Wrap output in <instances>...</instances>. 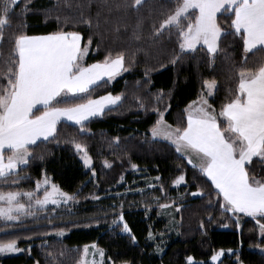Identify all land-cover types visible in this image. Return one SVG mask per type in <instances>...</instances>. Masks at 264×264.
<instances>
[{
    "label": "trees",
    "instance_id": "1",
    "mask_svg": "<svg viewBox=\"0 0 264 264\" xmlns=\"http://www.w3.org/2000/svg\"><path fill=\"white\" fill-rule=\"evenodd\" d=\"M131 2L107 0L105 5L104 0H93L89 8L77 7L86 5L87 0H67V3L66 0H19L9 17L11 27L5 30L4 40L0 42V53L5 58L14 33L25 31L28 35H43L62 29L79 31L82 44H87L88 37H92L91 51L85 57L87 64L103 61L109 53L113 58L123 53L128 70L91 94L92 98L109 92L114 96L121 95L118 107L90 119L86 123L88 131L83 135L79 134V126L61 121L55 139L32 147V161L19 170V175L26 178L19 179L18 187L12 184L17 177H9L7 182L0 180V190L31 189L42 174H46L62 191L76 194L75 199L80 204L78 212L92 211L107 201L103 197L97 201L92 198L119 190L122 187L120 180L129 183L137 177L132 167L136 165L142 173L140 176L160 178L157 187L146 195L147 199L123 210L124 222L135 235L136 242L121 232L122 224L120 227L107 226L110 215L96 221H60L56 218L68 214L61 211L51 214L45 209L44 214L20 222L0 221V228L6 229L0 232V242L14 239L21 249L19 254L0 258V264H77L82 246L90 242L103 249L106 260L113 263L187 264L186 257L192 256L198 261L196 264H211L209 258L213 253L232 249L233 253L224 254L218 264H236L237 257L243 264H264V255L252 249L257 244H264L257 234L255 221L243 214L233 216L222 211L218 203L222 198L216 195L211 181L188 164L170 142L153 140L150 134L157 119V108L163 110L170 105L165 119L173 127L186 123L184 109L201 93L205 79L217 82L209 102L218 113L231 90L235 89L241 67L242 42L233 36L225 37L214 67H209L206 50L197 51L173 65L170 60L177 48L175 36L169 39V33L165 32L154 38L152 33L154 26L159 27L160 22L174 11L177 0H145L138 11L130 8L125 11L123 5ZM25 3L28 4L26 13L22 12ZM117 4L122 6L119 11L115 7ZM81 12L84 18L91 19V28L79 22ZM65 18H68L67 22ZM218 22L226 29L230 24L223 16ZM117 25L119 32L114 30ZM136 35L140 36L139 40L135 39ZM261 62H264V52L254 51L248 55L245 66L254 68ZM0 83L6 85L8 82L0 77ZM161 91L164 94L162 102L157 99ZM116 138H119L118 142ZM73 140L81 143L91 157L90 171L78 158ZM251 171L264 176L259 163H254ZM179 175H184L185 184L173 189V181ZM193 192L199 195H191ZM178 193H183L184 200L176 214V225L170 227L151 199L159 197L170 201L176 199ZM95 222L99 223L98 227L91 226ZM59 229L72 231L62 239L49 236ZM149 231L164 233V237L148 240ZM157 244L164 247L161 256L154 251Z\"/></svg>",
    "mask_w": 264,
    "mask_h": 264
},
{
    "label": "snow or ice",
    "instance_id": "2",
    "mask_svg": "<svg viewBox=\"0 0 264 264\" xmlns=\"http://www.w3.org/2000/svg\"><path fill=\"white\" fill-rule=\"evenodd\" d=\"M18 2L0 0V42L4 40L5 30L11 27L9 17ZM92 2L87 0L86 5L77 7L90 8ZM104 2L107 5V0ZM144 2L132 0L130 5L123 7L125 11L129 8L138 11ZM115 7L119 11L122 6L117 4ZM27 8L25 3L22 12L26 13ZM108 11H112L111 6ZM99 15L97 12V17ZM80 16L79 22L91 28V19L84 18L83 12ZM221 16L230 20L227 29L218 22ZM139 27L138 20L137 29ZM114 30L119 32V25ZM165 32L169 33V39L173 35L176 38L177 48L170 60L173 65L186 56L206 50L209 67H214L225 37L233 36L242 42L241 67L235 89L231 90L218 113L209 102L217 82L205 79L201 93L184 109L186 123L176 127L169 124L165 119L168 105L163 110L155 109L157 119L150 131L153 140L170 142L188 164L211 181L216 195L222 198L218 200L222 211L233 216L242 213L255 220L260 239L264 241V176L251 171V166L259 163L264 172V62L254 68L245 66L250 53L264 52V0H177L174 11L160 22L159 27L154 26L152 35L159 38ZM135 39L139 40L140 36L136 35ZM10 43L7 57L0 53V77L8 82L6 85L0 83V180L7 182L9 177H17L12 184L18 187L19 179L26 178L19 175V170L26 168L33 159L32 147L55 139L62 120L79 126V134L83 135L88 131L86 123L90 119L119 106L121 95L114 96L109 92L92 98L91 94L128 68L123 53L114 58L109 53L103 61L87 64L85 57L91 51L92 37H88L87 44H82L79 31L60 29L43 35L19 31L10 37ZM157 99L163 101L162 91L157 94ZM62 104L65 106H60ZM72 143L84 166L91 165V157L84 146L75 140ZM105 166H109L107 162ZM132 167L136 168V165ZM184 180V175H180L173 184L179 185ZM49 184L45 174L42 180L36 181L34 190H0V220L19 221L21 216H34L49 204H67L76 198V194ZM41 190L42 196L39 195ZM170 206L159 205L161 209ZM121 224V232L127 233L135 243L136 237L124 222L123 215L113 221L115 227ZM56 235L63 236L64 229H59ZM147 239L155 240V235L149 231ZM256 247L264 255V244ZM92 248L101 258L93 264H104V250L95 244ZM156 250H161L159 245ZM18 251L14 239L0 242V253ZM228 252L233 253V250ZM221 255L223 250L214 253L210 259L215 262ZM186 261L195 264L192 256H187ZM236 264H243V261L237 257Z\"/></svg>",
    "mask_w": 264,
    "mask_h": 264
},
{
    "label": "rangeland",
    "instance_id": "3",
    "mask_svg": "<svg viewBox=\"0 0 264 264\" xmlns=\"http://www.w3.org/2000/svg\"><path fill=\"white\" fill-rule=\"evenodd\" d=\"M116 78H118V77H116ZM114 80H112V81H114ZM150 134H151V131H150ZM161 140H163V139H161ZM78 158L80 159L83 167L86 170L90 171L91 165H89L88 167H85L83 164V161L81 159L80 154H78ZM44 175L45 174H42V176L39 180H42L44 178ZM91 175H93L92 171H91ZM134 175L137 177L133 178V181H131L129 183H125L123 180H120L119 185H122V187L119 190L114 191V192L104 193L103 195H101L99 197L92 198V201H97V200L101 199L102 197H103V199L104 198L107 199L106 203H104L102 205H97L92 211H86L85 212V211L79 210V212H78L77 208L80 206V204H79V201L76 199L69 201L67 204H65L63 202H61L58 205L49 204L46 206L45 209H48L49 211H51V214L55 213L57 211L67 213L68 215H66V216L56 218V220H60V221H83V220H85V221H96L99 218H104V217L110 215L109 216L110 221L107 224V226L110 227L113 225L114 220H117L120 215H123L122 213H123V210L125 208H128L129 205H131V204L133 205L134 203H137L140 201L142 203L145 199H147L146 195H148V193L152 192L153 189L155 187H157V179L156 178L142 177V176H140V175H142V173L139 172L136 168H134ZM47 177H48L49 182H50L49 186L51 184H55L52 182V180L49 176H47ZM184 184H185V180L179 185L172 184V188L178 189L180 186H183ZM35 187H36V182H35V185L33 186V188L24 189V191L34 190ZM13 191H16V190H13ZM5 192H7V191H5ZM193 193H196V195H193ZM193 193L191 194L193 196L199 195L198 192H193ZM39 195L40 196L43 195L42 190L39 192ZM183 200H184L183 193H178L176 196V199H173L170 201L160 200L159 197H155L154 200L151 199L152 202H156V205L158 206V209L161 212V214L167 218V222L169 224L168 226H170V227L174 226V224L176 225V223H177V220H176V214L178 212L177 208H180L181 202H183ZM22 202H26V201L22 200ZM94 204H96V203H94ZM160 204H167V205H171V206L166 208V209H161L159 207ZM45 209L41 210L42 212H37L34 216H21L19 221H12V222H20V221L29 219L31 217H35L37 215H42L45 213L44 212ZM240 214H242V213H240ZM249 218H251V217H249ZM0 221L3 223H12V222H5L3 220H0ZM255 223H256V221H255ZM91 226L92 227H98L99 223L95 222ZM88 227H89V225L85 226V228H88ZM256 229H257V234L260 237V233H259V229H258L257 225H256ZM5 230H6L5 228H0V232H3ZM71 231H72V229L64 230L63 236H57L56 235L57 231H55V232L49 233V236L54 237V238H58V239H62L64 237L68 236L71 233ZM154 235H155V238H159V239H162L164 237V233H158V234H154ZM93 244L96 245L95 242H90V243L84 244L82 246L81 257H80L77 264H93L94 261L99 262L101 260L100 256L98 254H95V249L92 248ZM158 245L159 244L156 245V248L154 251L158 256H161V254L164 251V247L161 248L159 245L161 250L157 251L156 249H157ZM86 248H87V250H86ZM97 248H100V247L97 246ZM252 249L260 252V249L257 247H252ZM220 251L221 250H218L215 253L220 252ZM20 252H21V249L18 252L0 253V258L16 255V254H19ZM224 254H229L228 250H223V255ZM223 255H221L219 257V259L215 262H213L210 259L211 258V256H210L209 262L211 264H218V262L223 257ZM103 260H104V264H123V262L113 263L109 260H106L105 256H104ZM186 263H187V261H186ZM196 263H198V261H195V264Z\"/></svg>",
    "mask_w": 264,
    "mask_h": 264
},
{
    "label": "crops",
    "instance_id": "4",
    "mask_svg": "<svg viewBox=\"0 0 264 264\" xmlns=\"http://www.w3.org/2000/svg\"><path fill=\"white\" fill-rule=\"evenodd\" d=\"M121 73H122V72H121ZM121 73H120V75H121ZM120 75H118V76H116V77H119ZM62 121H65V122H67V123L72 124V122H69V121H66V120H62Z\"/></svg>",
    "mask_w": 264,
    "mask_h": 264
}]
</instances>
